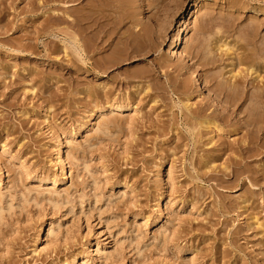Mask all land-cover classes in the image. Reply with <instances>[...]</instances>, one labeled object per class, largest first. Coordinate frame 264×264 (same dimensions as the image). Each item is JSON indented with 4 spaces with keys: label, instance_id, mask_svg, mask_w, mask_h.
<instances>
[{
    "label": "rangeland",
    "instance_id": "obj_1",
    "mask_svg": "<svg viewBox=\"0 0 264 264\" xmlns=\"http://www.w3.org/2000/svg\"><path fill=\"white\" fill-rule=\"evenodd\" d=\"M26 2L0 0V264H264V152L231 165L240 110L226 134L191 113L222 111L216 88L254 57L251 43L264 60V0H165L157 18L159 0L134 8L164 38L104 77L91 69L101 56L65 57L77 34ZM115 102L130 110L106 109Z\"/></svg>",
    "mask_w": 264,
    "mask_h": 264
},
{
    "label": "bare ground",
    "instance_id": "obj_2",
    "mask_svg": "<svg viewBox=\"0 0 264 264\" xmlns=\"http://www.w3.org/2000/svg\"><path fill=\"white\" fill-rule=\"evenodd\" d=\"M159 1L161 4L159 3L160 6L156 8L157 10L153 14L155 18L159 16L160 12L164 11L163 3L165 0ZM151 3L152 0H37V3L34 0H27L26 2L32 11L36 10L37 12L39 10V12H42L44 9L50 10L49 16L43 20L44 24L49 22L63 23L64 26L70 28L77 34V36L66 34L68 36L66 39L69 43H65L62 48L65 57L68 56L66 51L68 47L72 48L77 56L83 54H86V56L89 54L92 56L96 54L101 56V63H94L91 69L98 72L97 74L102 77L106 76L107 70L114 64H118L119 61H129L140 56L142 53V44L147 45L148 51H151L153 48L158 47L160 44L159 39L163 40L164 34L155 37L149 31L151 29H148L146 25H142L133 20L136 14L134 8L142 9L144 6L149 7ZM61 4L64 6H61ZM194 6L197 5L194 3ZM206 16L207 14L203 18V21L208 20ZM127 22L131 25L126 26L124 33L119 35L118 27ZM157 28L159 32L161 30H164V32L167 30V27L162 22ZM179 31L180 28L176 36L179 35ZM114 38H117V40L115 41ZM113 42L116 43L113 45ZM120 44L123 47V53L117 51L115 48V45ZM251 46L254 50V57L245 54L239 58L238 66H242L243 68L237 70V72L230 70L228 86L219 84L216 88L215 95L225 104L222 111L218 115L213 114L214 112L207 114L206 111L210 110V106L197 107L196 110L191 111L198 119L197 125L199 129L209 132H213L216 129L220 134H226L225 129L221 126L227 125L228 117L230 116L227 113L231 109L234 110L233 108L235 107L236 110L234 111L240 110V113L243 115L241 119L236 121L235 127L230 132H235L240 130L239 128H242L245 130L243 137L241 140H237L235 144L229 143L223 150L224 152L231 148L236 150L239 160L236 158L231 160V165L233 166L241 163L243 159L260 154L262 151L264 152V138H261L257 134L261 117L264 115V60L261 58L263 56L262 50L253 46L252 43ZM176 47V40H173L171 46L172 53L175 52ZM107 49H112L113 51L105 57L103 54L107 52ZM218 49L224 50L226 55H232L231 47H228L226 43L220 45ZM239 49H242V51L247 50L244 47H240ZM115 57H117V60ZM88 61L89 59L85 58L82 63L86 64ZM261 71L263 72L262 76L260 75ZM243 72L248 76L259 79L261 86L258 84L254 87L253 91H246L243 86V81L237 80V77ZM183 105L187 110L190 109L191 105L188 103V100ZM106 109L126 111L130 110V107L128 104L115 102ZM106 109L101 108L99 111L103 112ZM224 111L226 112L224 113ZM211 142L212 139L209 138L207 144H212ZM250 145H253V147ZM57 161L61 170H63L64 162L59 155L57 156ZM212 161L213 158L208 162L211 163ZM14 165H17L16 167L19 169H23V165L17 163ZM210 168L216 169L213 165ZM228 168L229 170L226 174H231L237 178V170H230L229 166H223L222 170H227ZM247 201L248 199L246 197L241 198L240 204L243 205L241 207H244Z\"/></svg>",
    "mask_w": 264,
    "mask_h": 264
}]
</instances>
